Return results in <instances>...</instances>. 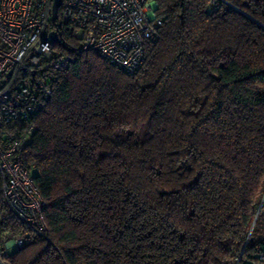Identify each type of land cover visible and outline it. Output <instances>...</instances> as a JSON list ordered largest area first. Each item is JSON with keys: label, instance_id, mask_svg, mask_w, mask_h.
<instances>
[{"label": "trees", "instance_id": "obj_1", "mask_svg": "<svg viewBox=\"0 0 264 264\" xmlns=\"http://www.w3.org/2000/svg\"><path fill=\"white\" fill-rule=\"evenodd\" d=\"M157 3L134 74L61 45L22 153L46 230L0 193V264H264V0Z\"/></svg>", "mask_w": 264, "mask_h": 264}, {"label": "built area", "instance_id": "obj_2", "mask_svg": "<svg viewBox=\"0 0 264 264\" xmlns=\"http://www.w3.org/2000/svg\"><path fill=\"white\" fill-rule=\"evenodd\" d=\"M157 1L61 0L53 20V0H0V193L8 210L38 234L46 230L44 200L22 153L57 72L74 61L61 45L93 52L134 74L143 65L145 42L162 23ZM11 240L9 247L24 239Z\"/></svg>", "mask_w": 264, "mask_h": 264}, {"label": "water", "instance_id": "obj_3", "mask_svg": "<svg viewBox=\"0 0 264 264\" xmlns=\"http://www.w3.org/2000/svg\"><path fill=\"white\" fill-rule=\"evenodd\" d=\"M60 4H61V0H53V4H52V19L53 20H55L57 16V10ZM49 38H51L52 40H56V35L53 32H51L49 34Z\"/></svg>", "mask_w": 264, "mask_h": 264}, {"label": "rangeland", "instance_id": "obj_4", "mask_svg": "<svg viewBox=\"0 0 264 264\" xmlns=\"http://www.w3.org/2000/svg\"><path fill=\"white\" fill-rule=\"evenodd\" d=\"M258 93H259L260 95H262V94H264V91H262V90H258ZM11 244H13V240H10V241L7 243V246H8V245H11Z\"/></svg>", "mask_w": 264, "mask_h": 264}]
</instances>
